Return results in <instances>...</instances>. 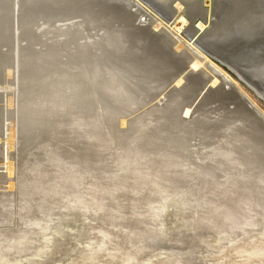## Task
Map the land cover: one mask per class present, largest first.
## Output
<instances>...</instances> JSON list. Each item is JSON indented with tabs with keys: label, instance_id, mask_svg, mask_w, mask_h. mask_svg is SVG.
Wrapping results in <instances>:
<instances>
[{
	"label": "rangeland",
	"instance_id": "obj_1",
	"mask_svg": "<svg viewBox=\"0 0 264 264\" xmlns=\"http://www.w3.org/2000/svg\"><path fill=\"white\" fill-rule=\"evenodd\" d=\"M129 1L135 7L128 5L124 7L126 4L124 5L121 0H113L110 3L112 6L109 5L114 9L111 11L106 0L104 1L109 13L115 15L116 12L122 16L108 17L103 12L107 18L113 17L110 26L105 20L103 27H101L102 23L98 26L89 23V26H82L85 29L81 30L82 15L73 12L67 16L57 15L52 19L38 16L31 26V33L35 38V43L32 45L33 53H44L51 48L56 50L53 45L61 44L60 48L65 51L58 48V54L59 59L64 55L61 60L62 65H65L68 56L77 47L85 46L96 56L102 54V50L106 52L111 45L104 46V42L106 38L114 36V32L117 33L118 40L124 42L123 44L130 42V37L123 34L124 24L127 21L129 24L135 21L133 23L135 27L143 28L147 25L143 28L147 33L137 32L136 35L139 39L141 37L146 39L144 43L148 44L147 47L153 44L158 46L155 50L158 60L153 57L152 62L148 64H151V70L156 67L154 75L152 74L154 78L150 82L160 91L155 95L149 93L148 96L143 93H141L143 95L138 94L139 91L134 89L136 90L135 86L140 77L132 73L131 75L126 70L122 71L121 76H125L130 82L126 81L138 98L137 103L140 104L136 111H133L135 107L130 106L129 111L125 112V114L130 113V120L132 119L135 124L125 133V137H121L119 133H115L114 138L113 135L109 136L110 130L105 124L106 122L110 124L113 120L109 115L102 116L104 114L100 112V106H96L93 110L86 98L78 99L76 103L73 95L79 83L77 77L70 80L71 74H66L70 71L68 66L65 68L68 71L64 68L59 72L49 71L53 72L50 75L53 82L56 79L60 82L51 86L49 84L52 80L49 79L45 80L44 84L40 82L42 85L39 81L38 84L35 82L37 97L40 98L35 99L34 102L53 100L55 95H58L57 92H60L61 98L54 99V103L59 106L75 104V110L68 112L66 109L62 118L48 117L45 131L35 129V125L31 126L32 132L28 133L31 137L26 136V127L22 126L20 120L25 117L29 119L34 115L24 109V99L28 94L26 91L20 93L16 91L17 81L14 77L12 59L11 62L1 63L4 70L0 69L2 74V76L0 74V258L5 257L8 264H124L121 256L125 254L134 255L135 264L139 262L174 264L176 261L181 262L180 264H213V261L222 257L224 261L221 262L229 264L233 263L227 255L229 248L240 246L248 249L253 244L264 243V201L262 200L264 191L257 188L259 184L257 180L264 177L262 150L264 143L259 139V135L264 133V92L258 84L256 86L252 82L253 79L247 77L249 72L244 65L223 57L231 53L229 46H244L251 49L255 43L264 42V36H261L264 34V0H239L183 29H179L143 0ZM17 3V0H12V4L10 3V8H13L12 15L10 12L4 17L8 18L6 25L10 31L9 39L14 41L12 44L11 39L9 40L7 45L10 47H1L2 52L5 53H14L28 44V40L20 36L17 20L18 16L20 19V13L16 11ZM99 4L102 6V2ZM120 12L125 14L122 15ZM129 15H134V21ZM142 18L146 20L141 22ZM153 22L168 32L170 39L164 37L160 28H149ZM73 35L72 40L70 38ZM177 43L184 48L177 47ZM141 44L136 43L139 46L133 52L129 47L130 56H126V59L131 67L133 64L137 65V68L138 65H143L136 58L137 55L145 56ZM255 54H245V58L251 59L250 62L262 58L260 51ZM195 58L202 61L199 62ZM160 68L163 70L162 73L159 71ZM110 69H105L102 73V81L110 79L111 71L116 73L120 71V69L118 71ZM182 78L184 79L181 86L176 87ZM46 85L48 89H45ZM179 94L181 96L178 98ZM72 100L75 102L73 103ZM168 100L171 101L167 102ZM165 103L166 107L170 108L168 110H172V107L180 110L176 114L171 112L164 114L169 116L171 128L175 127L173 129L167 126L170 125L168 122L165 123L166 117H160L153 110L158 107L161 113ZM147 106L151 110H148L150 108ZM126 116L128 118V115ZM91 119L97 126L100 121L104 127L100 125L101 127L79 129L76 126L80 123L85 124ZM180 123L183 125L181 126ZM175 124L182 129H178ZM141 137L142 143H136ZM241 144H244V147ZM128 147L135 153H128L126 150ZM221 151L228 154L231 152L233 155L230 154L232 157L225 159L220 156L212 157L216 152L221 153ZM51 153H55L61 162L54 164L50 161ZM132 158H137L138 163H134ZM137 168L141 169L140 173L136 171ZM33 171L37 175L34 176ZM147 175L151 176V180H148ZM136 176L143 179L139 184L134 182L133 178ZM65 177L69 179L66 180ZM233 181L239 183L238 187L243 185L240 193H251L249 196L245 195L243 200L252 198L253 204L259 207L255 209V213H246L242 208L233 206L232 211L227 212V216L231 219L229 222L233 226L231 227L236 228L231 232L225 228L223 234L217 235L211 228L214 227V222L218 225L220 219H214L209 225L198 224V221L207 216L216 205L224 206L228 203L229 206V197L236 190V186L233 188V184H230ZM158 182L161 190L168 189L166 194H158L154 185ZM210 190H214L215 194H211ZM98 203L105 206L103 211L99 209ZM76 204L77 206L71 208L65 207ZM150 208L155 209L157 214L160 213L157 223H152L149 219L150 212L148 214L147 212ZM113 214L124 221L113 222ZM249 215H256L254 220L259 223L252 229L243 226L248 218L250 219ZM39 220L41 226L35 225L40 222ZM42 227L46 229L41 230ZM24 232H28L26 240L30 241L27 247H22L24 251L18 254L8 251L5 247L11 243L12 236H21L25 234ZM148 232L156 234H147ZM104 234H107L108 238H104ZM222 237L228 240L231 238L235 243L219 241ZM102 244H105L103 250L97 251L96 249ZM141 245L140 253L137 249ZM223 247H226L224 253L217 254ZM92 254L98 257L96 261L89 263L86 259ZM119 255L121 256L118 257Z\"/></svg>",
	"mask_w": 264,
	"mask_h": 264
},
{
	"label": "bare ground",
	"instance_id": "obj_2",
	"mask_svg": "<svg viewBox=\"0 0 264 264\" xmlns=\"http://www.w3.org/2000/svg\"><path fill=\"white\" fill-rule=\"evenodd\" d=\"M105 0H17V13H20V19H19V16H18V21H19V31H20V36L26 38L28 40V44L25 46V47H22V48H19L17 49V51H15L14 53L11 52V53H5V52H2L1 50V47H7L9 45H7L9 43V37H10V31H9V28L7 27L6 22V19L8 18H4L6 15H9L8 13L11 12V15H12V9L10 8V5L12 4V0H0V66H1V63H6V62H11V59H12V62H13V71L15 73V81L17 83V90L16 91H20L21 92H27L26 94H28L27 97H25V105H24V109L25 110H28L27 112H31L32 114H34L31 118L29 117L26 118L25 116V119L23 118V120H20L21 121V124L22 126L24 125L26 127V136H29L31 137V134H28L29 132H32V129H31V126H34L35 129H38V130H42V131H45V127L48 126V123L46 124V121H48V117H63L65 116V111L66 109H68L67 111L68 112H72L74 109V105L75 104H72V105H69V106H59L58 104H55L54 103V99H58L59 97L61 98V95H60V92H57L58 95H55V98L53 100H44L42 101L41 103H37V102H34L35 99L37 98H40V97H37V92L36 91V87H35V82L37 83V81H39V84H44L46 83L45 80L49 79V80H52L49 84V86H51L53 83H57V82H60L58 79H56L54 82H53V78L50 77V75L53 73V72H59L61 69H65L66 66H68V70L69 73L67 72L66 74L70 75V80L74 79L75 77H77V80H78V85H77V88L76 90L74 91V97L76 99V103H78V99H82V98H86L87 99V102L90 104V108H93V110H95V107L97 106H100L99 108H101L100 112L102 111V113L104 115L102 116H111L113 122L108 124V122H106L105 126L107 125L108 126V130H110V134L109 136L112 137L113 135V138L116 137L114 136L115 133H119L121 134V137H125V133L129 132L130 129H132L133 126H135V124L130 120V113H126L128 110V108H130V106L132 107H135L133 111H136L135 109H138L139 108V103H137V97L135 94H133L134 91H139L138 94L140 93H143L144 95L148 96V94H153L155 95L157 91H160L158 87L156 86H153L152 85V79L154 78L153 77V72L156 71V67H154V70H151V64H148V63H151L152 62V58L156 57L157 59V54H156V46L155 44L147 47L148 44H145L144 42L146 41V39H143V37H141L140 39L137 37L138 35H136L137 32H140L141 34L142 33H147L145 29H143L144 27L146 26H142L143 28L141 27H135V25L131 22L130 24L128 23L129 21H127V23H125V27H124V32L123 34H125L126 36L130 37V42H125V44L122 43L121 40H118L119 37H117V33H115L114 31V36L111 35L110 37L106 38V42H104V46H110L111 45V48L108 49L106 52H104L102 50V54H100L99 56H96L93 54V52L89 49V48H86L85 46H82V47H77L75 48V51L72 52L69 56H68V60H66L67 64L65 65H62L63 64V61L61 60V58L63 59L62 56L64 55H61V58L59 59V54H58V48L62 47L61 44H57V45H53L54 48H57L56 50L53 49H49L47 52H44V53H39L37 54L36 52L33 53L34 49L32 47L33 43H35V38H33V34L31 33V30H32V23H34V21H36V18L38 16H42L43 18L44 17H47L48 19H52L53 17L56 18L55 16L57 15H64L66 14L65 16H67L68 14H71V12L73 13H79L80 15V18L82 17V23L81 24V30L85 29L83 28L84 26L86 27L89 26V23L94 25V26H98L99 24L101 25L102 23V26L103 27V23H105L104 21L107 20V24L112 25L110 22L112 20V16L111 18H107L106 16H104V13H106L108 15V17L110 15H113L111 13H109V10H114L112 9L110 6H112V4H110L112 1L110 0H106V4L109 6V10L107 8V6L105 5L104 3ZM117 1V0H116ZM15 1H13V4H14ZM84 2V3H83ZM94 2H98V3H94ZM99 2H102V6H100ZM121 2H123V4L126 6L124 7H127L130 6V7H135L134 4H132L129 0H121ZM11 3V4H10ZM27 6L23 7L22 8V11H21V6L22 4H25ZM83 4V5H82ZM122 4V3H121ZM74 6V7H72ZM122 6V5H121ZM13 7V6H12ZM130 7L128 10H130ZM122 8V7H121ZM120 8V10H121ZM16 9V8H15ZM74 9V10H73ZM134 10V9H133ZM137 10V9H136ZM91 11L93 13H91ZM22 12V13H21ZM104 12V13H103ZM119 12V11H118ZM130 12V11H129ZM14 13V12H13ZM97 13V14H96ZM121 13V12H120ZM126 13V11H125ZM125 13H121L122 15L125 14ZM148 13V12H147ZM95 14L97 16H95ZM114 14L116 15H113L114 17H117V16H121V15H118L116 12H114ZM142 14V13H141ZM75 15V14H74ZM94 15V16H93ZM136 15V14H135ZM143 15V14H142ZM127 16V15H126ZM144 16V15H143ZM142 16V17H143ZM8 17V16H7ZM17 17V16H16ZM122 17V16H121ZM131 18V17H130ZM129 18V19H130ZM22 19V21H21ZM138 19V18H137ZM115 20H117L115 18ZM146 20V19H145ZM16 21V20H15ZM14 21V22H15ZM131 21V20H130ZM134 21V20H132ZM138 21V20H137ZM150 21V20H149ZM140 22V21H139ZM17 23V22H16ZM138 23V22H137ZM141 25V24H140ZM83 26V27H82ZM18 27V26H17ZM71 28V27H70ZM74 28V27H73ZM71 28V29H73ZM149 28H153V29H156V28H160L159 30L162 32V34L164 35L165 38L167 39H170V34L166 31H164L162 29V27L157 24V23H151L149 25ZM148 28V29H149ZM76 30V29H75ZM150 31V29H149ZM153 31V30H152ZM69 32V31H68ZM71 32V31H70ZM82 33V31H80ZM111 32V34L113 33ZM78 33V32H77ZM14 34V33H13ZM72 35V33H70ZM140 34V36H142ZM157 34V33H156ZM161 34V33H160ZM161 34V36H162ZM70 35V36H71ZM75 35H76V32H75ZM78 35V34H77ZM159 35V34H158ZM11 36H12V33H11ZM14 36V35H13ZM42 36V35H41ZM147 36V35H146ZM261 36H264L261 35ZM36 37V35H35ZM55 37V36H54ZM159 37V36H157ZM20 38V37H19ZM43 38V37H42ZM69 38V37H68ZM74 38V35L70 38L73 40ZM146 38V37H145ZM149 38H147V41ZM21 40V39H20ZM76 40V39H75ZM132 40V41H131ZM22 41V40H21ZM69 41V40H67ZM163 41V39H162ZM168 41V40H167ZM13 40L11 39V43L13 44ZM26 42V41H25ZM61 42V41H60ZM72 42V41H71ZM78 42V41H77ZM141 42H143V44H141ZM37 43V41H36ZM41 43V42H40ZM64 43V42H63ZM62 43V44H63ZM73 44L75 43L72 42ZM136 43L138 44H141L143 47V53H145V56H141L139 57L137 55V61L139 62H142L143 65H138L139 67H141L142 69L139 70L135 64L132 65V67L130 66V64L127 62L128 60L126 59V56H128L129 54V47L131 48L130 50L133 52V50H137L138 49V46L139 45H136ZM150 43V42H149ZM169 43V42H168ZM172 43V41H171ZM26 44V43H25ZM44 44V43H43ZM54 44V43H53ZM163 44V43H161ZM58 45H60L58 47ZM86 45V43H85ZM179 45V46H178ZM14 46V45H13ZM12 46V47H13ZM41 46V44H40ZM43 46V45H42ZM65 46V45H64ZM81 46V45H80ZM100 46V45H99ZM127 46V47H126ZM163 46V45H162ZM10 47V46H9ZM17 47V46H16ZM44 47V46H43ZM50 47H52L50 45ZM75 47V46H74ZM158 47V46H157ZM177 47H179L180 49L181 48H184L180 43H177ZM226 47V46H225ZM251 47V46H250ZM41 48V47H40ZM126 48V49H125ZM200 48V47H199ZM249 47H244V46H239V47H236V46H229V50H230V54L229 55H222L223 57H225L226 59H229V60H232L234 62H238L237 64L239 65H244V67L248 70L249 74H247V77L249 79H253L254 81H252L256 86L258 84V86L263 90L264 92V42L262 44H258V43H255V45L252 46V48L248 49ZM14 49V48H12ZM62 49V48H60ZM149 52H147V50ZM159 49V48H157ZM64 50V49H62ZM134 50V51H135ZM184 50V49H182ZM65 51V50H64ZM171 51V50H170ZM260 51V53H262V58L259 59L258 61L255 62V60L253 59L251 62L249 60H247V58H245V54L249 55L250 53L254 54V53H258ZM43 52V51H42ZM63 53V52H62ZM99 54V53H98ZM255 54V55H256ZM148 55V56H147ZM130 56V55H129ZM128 56V57H129ZM169 56V55H168ZM150 57V59H149ZM192 57H194V55H192ZM251 58V56H248ZM105 58V59H103ZM145 58V59H144ZM147 58V59H146ZM130 59V58H129ZM197 58H195L196 60ZM206 59V57H205ZM150 60V62H149ZM154 60V59H153ZM158 60V59H157ZM199 60V59H197ZM136 61V59H135ZM202 60L200 59L199 62H201ZM208 61V60H207ZM186 62V61H185ZM189 62V61H188ZM136 63V62H135ZM209 63V62H208ZM161 64V63H160ZM159 64V65H160ZM170 64V63H169ZM207 64V63H205ZM7 65V64H6ZM5 65V66H6ZM190 65V64H189ZM198 66V65H197ZM163 67V66H162ZM76 68V69H75ZM111 68V69H110ZM164 68V67H163ZM190 68V66H189ZM195 68V67H194ZM2 70H4L1 66ZM105 69H116L117 71L120 69V71L118 73L116 72H113L111 71V74L110 75V79L109 80H105V81H102L103 77H102V73H104ZM196 69V68H195ZM1 70V71H2ZM51 70H54L52 73L49 72ZM66 71H68L67 69H65ZM107 70V71H108ZM126 70L127 72H129L130 74H134L135 76L137 77H140L139 81L137 82L136 84V90L134 89V91L132 90V88L130 87V85H128L126 83L127 79H125V76H121V73L122 71ZM159 70V69H158ZM194 70V69H193ZM161 73L163 72V70L160 68ZM192 72V71H190ZM13 73V74H14ZM120 73V74H119ZM204 73V72H203ZM1 74V73H0ZM12 74V73H11ZM21 74H23V77H21ZM125 74V72H124ZM131 74V75H132ZM153 74V75H152ZM159 74V73H158ZM66 75V77H68ZM173 75V74H172ZM202 75V74H201ZM216 75V74H215ZM218 75V74H217ZM2 76V74H1ZM10 78V77H9ZM218 78V77H217ZM2 79V78H1ZM160 79V78H159ZM183 79L181 81H179L176 85V87H180L182 82H183ZM213 79V78H212ZM168 80V79H167ZM69 81V79L67 80ZM151 81V82H150ZM220 81L221 78H220ZM41 82V83H40ZM66 82V81H65ZM128 82V81H127ZM160 82V81H159ZM258 82V83H257ZM62 83V82H61ZM130 83V82H128ZM260 83V84H259ZM38 84V83H37ZM41 84V85H42ZM81 84V85H80ZM215 84V82H214ZM219 84V83H218ZM262 84V85H261ZM133 85V84H132ZM140 85V86H139ZM156 85V84H155ZM63 87V86H62ZM85 87V88H84ZM137 87L139 89H137ZM214 87V86H212ZM35 88V89H34ZM88 88V90L86 89ZM45 89H48V86L46 85L45 86ZM57 89V87L55 88ZM61 89V88H60ZM35 91V92H34ZM41 91V90H40ZM176 91V90H175ZM166 92V91H165ZM164 92V93H165ZM177 93V92H176ZM179 93V92H178ZM181 93V92H180ZM18 94V93H16ZM39 94V93H38ZM42 94H45L44 92H42ZM50 95V92L48 93ZM141 94V95H143ZM161 95V94H160ZM18 95H16L17 97ZM152 96V95H151ZM181 95L179 94V96H177L178 98L180 97ZM52 97V95H51ZM174 97V96H173ZM64 98V97H63ZM16 100V99H14ZM18 100V98H17ZM142 101V100H141ZM171 100H168L167 102H170ZM181 101V100H180ZM184 100H182L181 102H183ZM20 102V101H19ZM57 102V101H56ZM70 102V101H68ZM72 102L74 103L75 101L72 100ZM139 102V101H138ZM144 102V101H143ZM180 103V102H179ZM178 103V104H179ZM160 104V102H159ZM176 104V105H178ZM181 104V103H180ZM147 105V104H146ZM165 107H166V103L163 104ZM170 105H172V103H170ZM175 105V106H176ZM16 106V105H15ZM19 106V105H18ZM152 106V105H150ZM163 106L162 108V112L159 113V109L158 107L155 109L153 108V110H155V112H157V114L161 117H166V122L165 123H169L170 125H167L168 127L171 128V121L169 120V116L164 115L165 113L167 112H171V113H174L176 114V112L179 113L180 110H177L175 109L176 107H172V110H168L170 108H167L166 107V110H165V107ZM168 106V105H167ZM148 107V106H147ZM154 107V105H153ZM159 107H161L159 105ZM169 107V106H168ZM20 108V107H18ZM78 108V107H77ZM146 108V106H145ZM150 108V107H148ZM147 109V108H146ZM30 110V111H29ZM97 110V109H96ZM148 110H151L148 109ZM20 111V110H19ZM184 111V110H183ZM192 111V110H191ZM25 112V111H24ZM95 112V111H94ZM131 112V111H130ZM146 112V111H145ZM153 112V111H152ZM97 113V112H96ZM132 113V112H131ZM138 113V112H137ZM154 113V112H153ZM30 114V115H32ZM163 114V115H162ZM189 114V113H188ZM20 115V114H19ZM95 115V114H94ZM128 115V118L127 116ZM134 115V114H133ZM29 116V115H28ZM101 116V117H102ZM17 117V116H16ZM190 117V116H189ZM108 118V117H107ZM106 119V118H105ZM159 119H163V118H159ZM165 119V118H164ZM98 121V119H97ZM134 121V120H133ZM173 121V120H172ZM245 121V120H244ZM159 122V121H158ZM161 122V121H160ZM175 122V120L173 121ZM99 125L97 126L96 123H94V121L89 120V122H86L85 124H78L76 125L79 129L83 127H90V128H93V127H99L100 125H102V127H104L100 121L98 122ZM163 123V122H162ZM254 123V122H253ZM140 124V123H139ZM143 124V123H142ZM147 124V122H146ZM145 124V125H146ZM164 124V123H163ZM178 124V123H177ZM252 124V123H251ZM138 125V124H137ZM179 125V124H178ZM181 125V123H180ZM183 125V124H182ZM181 125V126H182ZM218 125V124H217ZM13 128H14V124L12 125ZM11 126V127H12ZM106 126V127H107ZM166 126V127H167ZM175 126L177 127V125L175 124ZM247 126V125H246ZM101 127V126H100ZM180 127V126H179ZM205 127V126H204ZM49 128V127H48ZM173 128H175L173 126ZM171 128V129H173ZM178 128V127H177ZM209 128V127H208ZM241 128V127H240ZM250 128V127H249ZM252 128V127H251ZM99 129V128H98ZM103 129V128H102ZM106 129V128H105ZM134 129V128H133ZM178 129H182L181 127L178 128ZM188 129V128H186ZM204 129V128H203ZM37 130V131H38ZM48 130V129H47ZM95 130V129H94ZM146 130V129H145ZM201 130V129H200ZM75 131V130H74ZM140 131V130H139ZM138 131V133H139ZM247 131V130H246ZM250 131V130H249ZM132 132V131H131ZM200 132V131H199ZM202 132V131H201ZM233 132V131H232ZM36 133V132H34ZM142 133V132H141ZM140 133V134H141ZM145 133V132H144ZM79 134V133H78ZM118 135V134H117ZM142 135V134H141ZM241 135V134H240ZM244 136V135H243ZM230 137V136H229ZM240 138V137H239ZM134 139H138V138H134ZM235 139V138H234ZM116 140V138L114 139ZM146 140V139H145ZM230 140V139H229ZM239 140H242V139H239ZM256 139H254L255 141ZM131 141V140H130ZM143 141V138H139L138 140H136V143H142ZM234 141V140H233ZM244 141V140H242ZM148 142V141H147ZM235 143H236V140H235ZM241 143V142H240ZM251 143V142H250ZM260 143V142H259ZM229 144V143H228ZM234 144V143H233ZM239 144V143H238ZM245 144V143H244ZM244 144H241L243 147H244ZM230 145V144H229ZM235 145V144H234ZM111 146V145H110ZM140 146V145H139ZM250 146V144H249ZM261 146V145H260ZM247 148V144L245 146ZM233 148V147H232ZM241 148V147H240ZM246 148H243V149H246ZM242 149V148H241ZM252 149V148H251ZM89 150V149H88ZM124 150V148H123ZM128 151V153H135L134 150H132L131 148L129 149V147L126 149ZM226 150V149H224ZM264 151V149H262ZM95 151V150H94ZM137 152H139V150H136ZM243 151V150H242ZM249 151H250V147H249ZM248 151V154L250 153ZM88 152V151H87ZM141 152V151H140ZM247 152V151H246ZM89 153V152H88ZM218 153V154H217ZM230 154L233 155V153L230 152ZM230 154L228 153H221L220 152H216V155H212L213 158H216L218 156L222 157L223 159L227 158V157H232L230 156ZM247 155V154H246ZM255 156V155H254ZM50 157V161H53L54 164L55 163H60L61 161L60 158L58 159V156L55 154V153H51L49 155ZM248 157V156H247ZM252 157V156H251ZM86 159V158H85ZM229 159V158H228ZM243 159V158H242ZM248 159V158H246ZM134 163H138V160L137 158H132L131 159ZM214 160V159H213ZM246 161V160H245ZM131 162V161H130ZM242 162H244L242 160ZM248 162V161H247ZM221 163V162H220ZM249 163V162H248ZM80 164V163H78ZM257 164V163H256ZM137 165V164H136ZM261 165V164H260ZM57 166V165H56ZM249 166V165H248ZM254 167V165H252ZM251 167V166H250ZM174 168V167H173ZM247 168V167H246ZM249 168V167H248ZM245 169V168H244ZM74 170V169H73ZM248 171H250L249 169H247ZM253 171V169H251ZM137 172L141 171L136 170ZM247 171V172H248ZM251 171V172H252ZM256 171V169L254 170ZM213 172V171H211ZM35 172L33 171V174ZM140 173V172H139ZM148 173V172H147ZM164 173V172H163ZM206 173V172H204ZM214 173V172H213ZM142 174V173H141ZM159 174V173H158ZM171 174V173H170ZM37 175V174H34V176ZM140 175V174H138ZM150 175V174H148ZM147 175V176H148ZM162 175V174H161ZM166 175V174H164ZM175 175V174H174ZM260 175V173H259ZM201 176V175H200ZM264 176V175H263ZM149 179L148 180H151L150 177L151 176H148ZM168 177V175L166 176ZM213 177V175H212ZM215 177V175H214ZM77 178V177H76ZM145 178V177H144ZM155 178V177H154ZM170 178V177H169ZM66 180H68L69 178L68 177H65ZM134 179V182L135 183H140L142 182L141 178H137V176ZM259 182V184H257V188L261 191H264V177H262V179H258L257 180ZM144 182V181H143ZM146 182V181H145ZM247 181H245L246 183ZM253 182V181H252ZM174 183V182H173ZM248 183V182H247ZM254 183V182H253ZM71 184V183H70ZM230 184H233V188L236 186V190L235 191H231L232 192V196L230 195L229 197V206L224 205V206H220V205H216V207L210 211V213L207 214V216H204L202 218H200V220L198 221V224H203V225H209L211 224L212 221H214V219H220V223L217 225L216 222L214 227H212L211 229L215 230L216 234L217 235H220V234H223L225 232V228L228 229V231L231 232V230H233L234 228H232L233 226L231 225L230 222V218H228L227 216V212L228 211H232V208L233 206L235 208H242V210L244 212H251V213H255V209L258 208L259 206L256 204H253V199L252 198H247L245 200L244 199V196H249L251 193H248L245 194V193H240L239 191L242 190L243 188V185L242 187H238L239 183L237 181H233L231 182ZM78 184H76L77 186ZM156 186V191L158 192L159 195H162V194H166L167 193V190H161V187L159 185V182L158 183H155L154 184ZM241 185V184H240ZM247 185V184H245ZM249 185V184H248ZM251 185V183H250ZM72 186V185H71ZM165 186V185H164ZM65 187V186H64ZM154 187V186H153ZM171 187V185L169 186ZM245 187V186H244ZM232 189V188H231ZM248 189V187L246 188ZM229 190V189H227ZM211 191V190H210ZM237 191V192H236ZM230 191H228L229 193ZM56 193V192H55ZM173 193V192H170V194ZM211 194H215L214 193V190H212L210 192ZM226 193V192H225ZM60 194V193H59ZM57 194V195H59ZM227 194V193H226ZM231 194V193H230ZM264 194V192H263ZM56 195V196H57ZM147 196V195H146ZM216 196V195H215ZM226 196V195H225ZM60 197V195H59ZM104 197V196H103ZM227 197V196H226ZM170 198V197H169ZM242 198V199H241ZM258 198V197H257ZM45 200V199H43ZM259 200V198H258ZM257 200V201H258ZM264 201V198L262 199ZM80 201V200H79ZM164 201V200H163ZM167 201V199H166ZM228 201V200H226ZM262 201V202H263ZM46 202V201H45ZM75 202V201H74ZM105 202V201H104ZM257 203V202H256ZM44 204V203H43ZM98 207L99 209H101L102 211L105 209V206L102 204V203H98ZM140 204V203H139ZM149 204V203H148ZM146 204V205H148ZM151 204V203H150ZM258 204V203H257ZM145 205V206H146ZM152 205V204H151ZM264 205V204H263ZM73 206H77L76 205H66L65 207L66 208H71ZM95 207V205H93ZM64 207V208H65ZM264 207V206H263ZM147 209V207L145 208ZM158 210V209H157ZM150 212V216H149V219L150 221L153 223H157V220L160 218V213L157 214L155 212V209L153 208H150V210L147 212V214ZM43 213V212H42ZM45 213V212H44ZM119 214V213H118ZM114 216V218H113ZM112 218H113V222H117L119 220H123L121 217H119L118 215H114L113 214ZM122 216V215H121ZM256 216V215H255ZM255 216H252V215H249L250 219L248 218V221L246 223H242L244 227H255L257 226V221L254 220ZM13 217V216H12ZM111 217V216H110ZM109 217V218H110ZM111 218V219H112ZM14 220V219H13ZM40 221V220H39ZM124 221V220H123ZM216 221V220H215ZM242 221V220H241ZM41 221L39 223H35V225L37 226H41L40 225ZM233 224V223H232ZM240 224V225H242ZM239 225V226H240ZM232 226V227H231ZM240 228V227H238ZM46 228H41V230H44ZM223 229V230H222ZM254 229V228H253ZM185 231V230H184ZM227 231V232H228ZM243 231V229H242ZM29 232V231H28ZM28 232L25 233L24 235H19V236H12L11 238V243H9L5 248H7L8 251H11L12 253L14 254H18V253H21L24 251V248L22 247H27V244H29V240H26V237L28 236ZM153 232V231H152ZM132 234V232H131ZM147 234H156V233H147ZM235 234V232H234ZM17 235V234H16ZM134 235V234H133ZM104 238H108V235L107 234H104L103 235ZM224 237V235H223ZM220 239L219 241L221 240H225L226 242H228V244H232L233 242L235 243V241L231 240H228L227 239ZM103 238V239H104ZM31 239V238H29ZM253 239V238H252ZM246 240V239H245ZM251 241V240H249ZM254 241H252L253 243ZM8 243V242H7ZM143 243V242H142ZM250 243V242H249ZM247 243V244H249ZM260 243V242H259ZM250 245V244H249ZM46 246V245H45ZM105 246V244L103 245H100L96 250L97 251H102V247ZM105 248V247H104ZM226 247H223L222 248V251H219L217 252V254H223L225 251ZM228 249V248H227ZM40 250H42L40 248ZM43 251V250H42ZM41 251V252H42ZM106 251V250H105ZM104 251V252H105ZM109 251V250H108ZM138 252H142V245L137 249ZM227 251V250H226ZM107 252V251H106ZM119 252V251H118ZM121 253V252H120ZM139 253V254H140ZM99 254V253H98ZM111 254V253H110ZM117 254V253H116ZM138 254V253H137ZM102 255V254H101ZM100 255V256H101ZM115 255V254H114ZM113 255V256H114ZM133 255V254H132ZM230 258L229 259H232L231 261H233L232 264H264V243L262 244H253L252 246H250V248H243V247H232V248H229L228 249V254H227ZM226 255V256H227ZM40 256V255H39ZM106 256V255H105ZM121 255H119L118 257H120ZM225 256V257H226ZM227 256V257H228ZM98 257V256H97ZM97 257H95V255H91L89 258H87V262H92L94 261ZM102 257V256H101ZM104 257V256H103ZM111 257H112V254H111ZM122 258V262L124 264H135L134 262L136 261V258L129 254H125V255H122L121 256ZM221 258V257H220ZM117 259V258H116ZM115 259V261H116ZM228 259V260H229ZM118 260L121 261V259L118 258ZM224 261V257H222L221 259H217L215 261H213V264H224V262H221ZM96 261V260H95ZM134 261V262H133ZM139 262V260H137ZM118 261H116L117 263ZM221 262V263H220ZM228 262V261H227ZM226 262V263H227ZM93 263V262H92ZM121 263V262H120ZM181 262H177L174 263V264H180ZM229 263V264H231ZM0 264H8L6 262V258L5 257H2L0 258ZM139 264H142L139 262Z\"/></svg>",
	"mask_w": 264,
	"mask_h": 264
},
{
	"label": "water",
	"instance_id": "obj_3",
	"mask_svg": "<svg viewBox=\"0 0 264 264\" xmlns=\"http://www.w3.org/2000/svg\"><path fill=\"white\" fill-rule=\"evenodd\" d=\"M143 1L147 3L149 6H151L153 9H155L162 16H164L166 19H168L179 29H183L239 0H143ZM20 6L22 11V8L27 5L25 3ZM129 16L131 17V19L134 20V15H129ZM136 16L137 15H135V17ZM140 21L144 22L145 19L142 18ZM237 73L240 75L239 72ZM259 139L262 140L264 143V133H261L259 135Z\"/></svg>",
	"mask_w": 264,
	"mask_h": 264
}]
</instances>
